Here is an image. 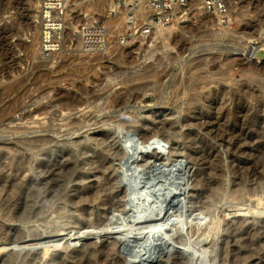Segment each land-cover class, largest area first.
<instances>
[{
    "label": "rangeland",
    "instance_id": "rangeland-1",
    "mask_svg": "<svg viewBox=\"0 0 264 264\" xmlns=\"http://www.w3.org/2000/svg\"><path fill=\"white\" fill-rule=\"evenodd\" d=\"M226 1L230 7L229 13L231 15L229 16L231 17V23L225 37H218V30H216L218 27H215L213 17H207L206 19L205 15L192 10L187 12L188 14H186L181 20H179V16L178 19H176V24L178 23L179 25L182 22L180 24L182 31L180 29L179 32H177L178 30L176 31L175 35L168 41L169 46L167 48L163 46L161 40L155 39L153 35L155 28H152L149 31L150 35L145 37L140 32L141 30L125 27V22L122 16L111 17L110 15L113 5H118L116 0H78L79 6L73 7V12L75 14L71 11L72 18L74 17L73 19L76 20H74L76 23L75 27L77 28L76 32L73 34L74 36L69 44H66L63 51L54 56V59H52V57L51 59H44L40 54H38L39 56L34 54L32 48H26L24 46L26 45L25 37H20L19 39L18 37H11L9 40L10 48L6 46L5 55L0 56V60H2L0 61V84H2L0 86V166H3V168L2 166L0 167V171L4 169V171H2L3 174L0 172V182L5 177H8L7 175L14 177L16 174V177H20V179L23 180L25 179L24 181L29 186H23L22 190L24 191L22 193L21 190V197L19 196L13 205L14 207L12 206L11 211L13 210L15 212L12 211L13 213H10L8 217L9 219L10 216H12L9 219V221L12 220V223L7 222L6 217H0L1 219L3 218L2 220L0 219V224L4 226L3 232H0V264H59L56 261L60 262L62 259L63 260L60 264H63L64 260L65 263H73L76 261H73V256V258H66L68 255L65 254H68V244H70V241L63 236L66 235L67 232H70V230L76 228L77 224H82V227H85L86 225V230H93L92 226L95 227V224L102 219H104L102 221L106 220V223H108L109 227L107 231L112 235L113 240H122V244H116L115 252L110 258L111 260L109 259L111 262H115L114 264H264L260 257V253L256 250L258 245L261 248L264 246L258 243L264 236V183H261L256 175L253 176V179L249 178L245 182L239 183L238 181H235V172L237 170L243 172L247 168H250V166L247 168H244V165L237 167V164L233 162L234 159L231 158V154L226 148L218 149L220 154L223 155L221 167L224 174L221 178L224 189L219 192L220 202L216 205V208H214V213L218 212V214L216 213L214 215V220L210 224L211 229H209L211 231L213 228V230L210 233H207L210 234V236H196L199 239L195 236L192 237L190 229L191 223L187 221L188 211L186 206H188V210H191L194 206V202H197L198 200V203L195 204V208L200 209L201 211L203 210V198L206 195V187H200L198 181L200 180L201 184L205 185L215 179L214 174L216 172H210L209 165L195 166L190 175L189 186H185L184 193L182 192V185L177 186L176 184V171H172L176 170V167L174 169L172 166L166 167V164L160 163L157 165L160 169L155 166L147 173V175L149 174L148 176H143V179L139 173V171H141L140 168L136 167V160H139L141 157L140 144L144 142V137L147 135L159 134V138L165 141L163 143L166 145V148L163 151L161 150L164 152V154H162L164 155V159H166V157L170 159L176 157V150L178 153L184 151L185 143L182 138H180V134H183L188 128L181 127L177 122V120H179V114H177L178 110L176 109V97L180 90L185 87L192 89L193 92H190L188 95L204 92L208 81L219 78L217 76L213 77L212 74H218L222 71L227 73L229 81L247 85V88H252L254 84L250 85V82L249 84H245L246 79H249L250 75L248 76L245 73L244 68L236 65V62H242L245 66L251 64V66L259 69L258 73L261 71V74L263 75L260 74L259 76L257 73L255 81L264 84V58L258 54L261 49L260 45L262 44V41H264V36L259 33L257 34V38H254L255 42H257L255 43L252 41L253 46L251 47V52L255 51V53L247 56L246 46H250V41H248L247 38H243L241 35L242 28L246 26V24L248 26L258 25V15L262 17L260 12L264 11V0ZM35 8L34 0H0V29L5 28V25L13 21L18 22L19 25L23 24L24 21H26L25 19L29 17L30 12ZM96 22L100 25L98 24L97 26H94L93 23ZM22 28L23 27L17 29L22 30ZM179 34L183 37L182 41H177L176 35ZM19 41L24 43L23 46L17 47ZM86 42H89L88 48L85 47ZM17 48H20V50ZM247 62L249 63L248 65ZM191 74L195 75L192 86L190 84L192 81L189 80ZM8 89L9 91H7ZM255 91H258V89ZM118 99L122 100L118 101ZM69 101H71V104ZM138 105H140V107ZM144 107H152L154 111H151V114L146 116V110ZM212 113L217 112L212 111ZM260 114L264 115V109L261 110ZM34 119H37L35 121L36 123H34ZM31 122L32 124H30ZM81 127H84L83 131L85 133L82 130H79ZM254 128L255 129L253 130L255 131L258 128H264V125L261 126V124H259ZM91 129L95 130L92 131ZM156 130L159 132L157 133ZM248 131L249 130H246L247 133H249ZM98 134L102 136L104 135V137L108 136V139L110 138L107 143L101 147L108 157L107 161H104L103 164L101 163V166L106 165L113 167L114 163L118 164L117 162H113V159H110L115 156L113 154H117V151L113 152L115 148L118 147L117 145L120 146L130 138H133L136 141V147L138 149L135 151V154H133L134 157L130 160V163L124 166L125 169L124 167L122 169V171L126 170V172H123L124 174L133 175L132 180L140 183L137 192L134 195L135 201L132 206L133 208L130 207L131 210L129 209V214H127V216L126 214L125 216L122 214V216H124L122 217L120 215L121 213L119 214V211L112 215L105 216L103 214V208L99 206L100 199L97 200L98 203L96 201L75 204L76 201H78L75 200L76 195L82 196L87 194H84V191H87L88 193L93 191L92 193H94L97 191V189H95L96 187L100 189L99 191L105 190L106 193L113 190L109 192L112 194L108 197L112 202V205L114 204L115 206L116 204L115 207L121 206L122 202L125 201L124 199H120L121 196L123 197L121 192L124 189L126 190L124 191L125 197H128L127 188L124 186L123 182H121L122 180L118 183L112 176H109V182L107 180H101V184H96L97 186H95L94 183L97 179H93V177L89 178L92 175L87 171L91 166L90 164L92 161L89 158L90 154L87 153V150L85 151V146L93 143L90 139H93ZM116 136H118V144L113 141L116 139ZM111 138L113 140H111ZM241 142L243 144L242 140ZM257 142L245 144L243 146L247 147L249 145L247 148L256 147L255 151H257L259 146L261 147L263 145L258 144ZM38 145H40V147ZM31 146L35 147L33 148ZM16 147H19L18 151L16 150ZM11 150H13L12 153H10ZM132 151L134 152V150L131 149V152ZM8 152L10 153L9 156H7L9 159L6 158ZM13 152H16L17 155ZM4 153L6 154L4 155ZM246 153L248 155L238 154L236 155V158L241 162L254 159V157H250L248 152ZM11 154H15L14 156H16V159ZM18 154L21 159L26 158L27 156L28 158L24 159L25 161L21 160L19 159L20 157ZM3 156L4 159L2 158ZM10 156H12L13 159ZM71 158H74V161ZM5 159L9 161H6ZM10 161H14L13 163L11 162L13 165L16 162L22 163L28 168V170H31H27L25 172L26 174H23L21 170L19 173H22L23 175L20 174V176L18 173H10L9 168L10 166H13L9 163ZM212 161H215V159H212ZM5 162L8 163V167ZM28 162L31 163L27 164ZM39 162L40 165L43 163L41 165L42 167L38 164ZM57 162L59 164H56ZM112 162L113 165L111 164ZM3 163L5 165H3ZM63 164L67 165L64 166ZM182 165H184V162H182ZM199 165H201V163ZM126 166L128 167L126 168ZM48 167H51V171L47 170ZM42 168H44L43 170L45 172L47 170V173L42 171ZM129 168H131V170L128 171L127 169ZM38 169L40 170V173L38 172ZM53 169L54 171H52ZM71 170H75L73 175H71ZM262 170H258L260 171L258 173L263 174L264 177V169ZM67 171L70 173L69 175ZM12 173L14 175H11ZM195 174L198 175V181H195L197 179L195 178ZM66 175L67 177L65 178ZM61 177L65 179L62 180V178L61 180H56ZM36 179L42 180L38 182ZM150 180L152 182H150ZM47 181L49 183H46ZM63 181L68 182H65V184ZM102 181H107L108 184L107 182L103 183ZM29 183L34 187L38 185V189H35L37 187L31 188ZM259 183L263 185H260ZM102 184L105 186L102 187ZM144 184L147 185L145 186ZM108 185L113 186L108 188ZM174 185L177 186V188ZM197 185L198 187H195ZM45 186L49 188H46ZM43 187L49 192L46 189V192L44 189H41ZM52 187L53 189H51V191L50 188ZM152 187L154 188L152 189ZM172 187L175 192L177 189L182 195L176 194L175 196ZM57 188H62V190H58ZM145 189H152V195L148 198L143 196L139 197V194L141 195L142 193L147 192ZM42 190H44V194L42 193ZM30 191L34 192L31 193ZM55 191L58 192L55 194ZM25 192H27V194H25ZM29 192L32 196L35 194H37V196L35 195L32 200V196L29 195ZM105 192L101 193L102 196L99 195L101 196L100 198L107 195ZM169 192H172V197L170 199L167 198V196L170 195L168 194ZM45 194L47 195L46 197H44ZM58 194H62V196L65 194L67 196L64 195V198H62V196ZM26 195H28V198L24 197ZM54 196L55 198H53ZM112 196L113 198H111ZM40 197H42L41 200H39ZM57 198L59 199L57 200ZM71 198L73 201H71ZM158 198H163V205L161 204L162 207H160ZM183 198H185L184 201L182 200ZM53 199H56V201L53 202ZM44 200H50L52 202H49L48 204ZM113 200H115V202ZM37 201L40 202L41 207L45 209L42 208L43 210L40 209V211H37L39 210L37 208H41L40 204L37 205ZM42 201L44 205L46 203V206H48L46 207L42 205ZM69 201H71V203H69ZM154 201L156 203H154ZM72 202L74 203L72 204ZM118 202L120 205H118ZM34 204L36 207H34ZM76 205H81L83 207L79 209L81 206L77 207ZM157 205L160 208L157 207ZM27 206L29 208H27ZM170 206L173 210L175 207L181 208L182 212L180 215H177V218L175 216L176 214L172 213L173 210L169 209ZM173 206L175 207L173 208ZM32 207L35 209L33 210ZM98 207L100 209H98ZM156 208L157 212L151 216L150 220L142 224H137L138 219L136 217L139 216V214L140 216H145L149 214L151 209ZM21 209L22 211H20ZM25 209H28V211ZM77 209H79L80 213H77L79 212ZM81 209L85 215L81 213ZM95 209H97V211ZM162 209H165L166 212H162ZM216 209L218 211H216ZM44 210L47 212L44 213ZM74 210H77V212ZM95 211L97 213L96 216ZM37 212L38 214H36ZM39 212H43L44 214L41 215L42 213L40 214ZM17 213L22 219L19 218ZM91 213L93 217L96 218H93L92 215H90ZM116 213L118 214L116 215ZM223 213L226 214L222 216ZM20 214H24V216L33 214V217L30 215L29 219L28 216L24 217ZM119 215L121 217H119ZM217 215L219 216L217 217ZM68 216L71 219L67 218ZM87 216L92 217V220H94L93 223H90L92 221H90L91 219H88ZM110 216L112 218H110ZM113 216L115 217V221H117L118 218L120 221L118 220L119 222H115ZM13 217H15V219ZM204 217L205 216L202 217L203 220ZM72 218H76L75 220L77 221ZM83 218L85 222H83ZM109 219L112 220L110 221ZM205 219L208 220L207 217H205ZM86 220L88 222H86ZM95 220H97V222ZM175 220L179 221L181 225L180 230H176L178 228L177 225L176 227L174 226L176 222ZM211 220L212 219L209 218L208 223H210ZM217 220L219 221V224L216 223L218 222ZM235 220L240 221V224H242L234 227L233 223H236ZM13 221L15 223H13ZM224 221H228L229 223H225ZM168 222L174 223L173 226H171L170 232L167 230L169 227ZM220 223H223L224 225L221 226ZM227 223L229 225L226 227L225 224ZM66 224L70 225L67 226ZM112 225H116V228ZM65 226L69 227L68 229H72L68 230ZM224 226L227 230H225ZM228 226L231 228H228ZM216 227L217 229L219 227L218 231ZM57 228H59V231ZM234 229L239 230L240 233L244 230L247 231L248 229H254L250 241H255L253 243L254 247H249L250 250H252V254L246 255V257L244 256L239 261L235 262L231 261L232 259L230 257H226L225 254V251L231 249V242L226 243V241L230 238ZM148 230L153 233L162 231L160 234L162 239L157 238L153 241L156 248L148 254L147 263H135L133 255L138 254L142 249V246L144 245L142 243L145 242V244H147L146 236ZM4 231L9 232H7L6 235V232L4 233ZM60 231L65 232V234ZM116 231H120V233L113 235ZM57 232L60 233L58 234ZM55 234L59 236H56ZM30 236L31 238H29ZM20 237L24 240L23 243L22 240H18V238L21 239ZM36 237L38 239H36ZM120 237H122V239ZM179 237L183 238V243H180L181 241L179 240ZM33 239L34 242L32 241ZM61 240L62 245L56 246V243L61 242ZM243 241L244 240H241L239 245L236 244L232 247H238L237 249L239 250L241 247L243 250ZM63 243L67 247L64 246ZM61 247L66 248L64 250ZM139 247H141L140 250ZM75 250L77 251V248H75ZM242 250L240 252H242ZM260 252H264V250ZM190 259L191 261L188 262Z\"/></svg>",
    "mask_w": 264,
    "mask_h": 264
},
{
    "label": "bare ground",
    "instance_id": "bare-ground-1",
    "mask_svg": "<svg viewBox=\"0 0 264 264\" xmlns=\"http://www.w3.org/2000/svg\"><path fill=\"white\" fill-rule=\"evenodd\" d=\"M259 2V1H258ZM34 3H35V9L32 10L30 12V15L29 17H27L25 20L27 21H24L23 24L19 25L18 22H11L7 25H5L3 29H0V56H4L5 55V51H6V46H9V40L11 39V37H18V39L20 37H25V44L24 45L26 48H32L33 50V53L36 54L37 56H39L38 54H40V34H41V31H40V8L42 6V3H43V0H34ZM203 0H190L188 6H187V9L186 11L187 12H190V11H198L199 13H201L202 15H205L206 16V19L207 17L208 18H211L213 17L214 19V23H215V27H218L216 30H218V37H225L226 36V33L228 31V28H229V25L231 23V17L229 15H231L229 12V6H228V2H227V12L225 15H220V14H217V15H211V14H208L206 13V8L203 9L204 7V4H203ZM69 9H70V20L68 22V34H67V39H66V44L68 45L70 40H72L73 38V34H75L76 32V27H75V22L72 18V15H71V11L73 12V7L74 6H79L78 4V0H70V5H69ZM72 8V9H71ZM232 8V7H231ZM77 12V11H75ZM260 12V11H259ZM233 13V12H232ZM73 14H75L73 12ZM188 14V13H187ZM260 14L262 15V17L259 16V23L258 25L256 26H248L246 24V26H244L242 28V36L243 38H247L249 42V47L246 46L247 48V51L245 49V51L247 52V56L249 54H254L255 51L251 52L252 49L251 47L253 46V42H255L254 38L256 37L257 38V34L259 33L260 35L264 36V11H261ZM210 15V16H209ZM204 16V17H205ZM242 16V15H241ZM76 17V16H75ZM79 17V16H78ZM21 18V17H20ZM22 19V18H21ZM226 19V20H225ZM87 20V19H86ZM76 21V20H75ZM19 22H20V19H19ZM185 22V21H184ZM18 23V25H17ZM182 23V22H181ZM180 23V24H181ZM180 24L178 25V23L176 25H173L171 27H168V28H158V29H155L154 31V37L156 40H161L163 42V46L165 48H167L169 46V40L171 39V37H173L177 32H179L181 30V26ZM78 26V25H77ZM20 27H23L22 30H18L17 28H20ZM184 27V26H183ZM180 29V30H179ZM182 31V30H181ZM235 33V32H234ZM239 33V32H238ZM153 37V36H151ZM176 38H177V41H182L183 40V37L179 34V35H176ZM255 38V39H256ZM22 39V38H21ZM153 39V38H152ZM16 40V39H15ZM21 41V40H20ZM17 44V47H21L23 46L24 43L23 40L22 42H20ZM253 41V42H252ZM75 42V41H74ZM257 42V41H256ZM255 42V43H256ZM16 46V45H15ZM261 46V49L259 50L258 54L259 56L263 57L264 58V41H262V44L260 45ZM16 48V47H15ZM20 50V48H17ZM12 50V49H11ZM14 50V49H13ZM16 50V49H15ZM152 51V50H151ZM150 51V52H151ZM244 51V52H245ZM18 52V50H17ZM51 59V58H50ZM52 59H54L52 57ZM2 61V60H0ZM19 61V60H18ZM249 63L247 62V65ZM236 65H238L239 67H242L245 69V73L249 76L250 75V78L249 79H246V83L245 84H249L250 82V85L251 84H254V86L252 88H247L246 86L247 85H243V84H238V83H235V82H231L228 80L227 78V73L225 71H222L218 74H212L213 77L217 76L219 78L217 79H211L210 81H208L206 83V86H205V91L204 92H201V93H196V94H191V95H188L190 92L192 93L193 90L190 89V88H187L185 87L184 89L180 90L178 93H177V97H176V103H177V106H176V109L178 110V113L179 114V120H177V122L181 125V127H187L188 129L183 132V134H180V138H182V140L184 141L185 143V148H184V151H181L180 153L177 152L176 150V157H173V158H168L166 157V159H164V155H162L164 152H162L165 148H166V145H164L163 142V139L161 140V138H159V134H155V135H147L144 137V142H142L140 145V149H141V152H140V159L136 160L137 163H136V167H139L141 171H139L140 173V176H142L141 178L143 179L145 176L144 175H147V173L149 171H151L155 166L158 168L159 166H157L158 164L162 163V164H166V167H173L175 169L176 167V170H172V171H176V184L177 186L178 185H182V188H183V191L185 193V186H189V180H190V175L192 174V169L196 166H205V165H209V170L210 172H213L215 171L216 173L214 174L215 176V179L205 185H202L200 180L198 181V175L195 174V178H197L195 181H198V184L200 187H206V195L205 197L203 198V210L201 211L200 209H196L195 208V204L198 203V200L197 202H194V206L193 208H191V210H188V206L187 207V211H188V216H187V221H189L191 223V233H192V237L193 236H203V235H209L210 234H207V233H210L212 230L210 231L211 229V226L210 224L213 222V218H214V215L218 212H215L214 213V208H216V205L219 204L220 202V194L219 192L222 191L224 188L222 186V176H223V171H222V167H221V164H222V156L220 154V152L218 151L219 148H226L227 151L231 154V158H233V162H235L237 164V167H239L240 165H244L245 167L244 168H247L248 166H250V168H247L246 170H244L243 172H240L239 170H237L235 172V178L236 180L235 181H238L239 183L241 182H245L247 179L249 178H252L253 179V176H258L257 178L259 179V181L261 183H264V177H263V174L261 173H258L260 171L258 170H262L264 169V128H258L256 129L255 131L253 129H255L254 127L261 124V126L264 125V115H261L260 112L262 109H264V84L260 83L259 81H255V79L257 78V73L259 72L256 67L254 66H251V64L249 66H245V64H242V62H236ZM196 66V65H195ZM193 72V71H191ZM259 76L261 74V71L260 73H258ZM263 75V74H261ZM1 76V74H0ZM194 78H195V75L194 74H191V77H190V81H192L190 84L192 86V83L194 82ZM263 79V78H262ZM2 84H0L1 86ZM9 85V84H8ZM214 85V86H212ZM249 85V86H250ZM7 86V85H6ZM14 86V85H13ZM212 86V87H211ZM3 88V86H2ZM15 88V87H14ZM1 89V88H0ZM12 89V88H11ZM256 89H258V91H255ZM17 90V89H16ZM9 91V89L7 90ZM6 92V91H5ZM13 92V90H12ZM4 93V92H3ZM7 94V93H5ZM10 94V92H9ZM1 95V94H0ZM187 95V96H186ZM9 96V95H7ZM7 96H3V97H7ZM185 97V98H184ZM70 99V98H69ZM73 99V98H72ZM188 99V100H187ZM74 100V99H73ZM122 99H118V101H120ZM65 101V100H64ZM187 101V102H185ZM71 101H69L70 103ZM113 102V101H112ZM67 103V102H66ZM68 103V104H69ZM73 103V102H72ZM185 103V104H184ZM62 104L64 105V103L62 102ZM71 104V103H70ZM116 105V104H115ZM74 106V105H73ZM140 107V105H138ZM152 106V105H151ZM63 107V106H61ZM71 107V106H70ZM66 109V107H65ZM71 109V108H69ZM85 109V108H84ZM140 109V108H139ZM144 109L146 110V116H149L151 114V111L153 112V108H146L144 107ZM176 110V111H177ZM213 112H217V113H212ZM83 115V114H82ZM37 119H34V123H36ZM85 121V120H84ZM33 123V124H34ZM86 123V122H85ZM95 123V122H94ZM32 124V122L30 123ZM40 124V122H39ZM82 124V123H81ZM80 124V125H81ZM38 125V124H37ZM91 125V124H90ZM96 125V124H95ZM95 125H92V126H95ZM84 126V124H83ZM257 128V127H256ZM84 127H81L79 130H82L83 131ZM98 129V128H97ZM92 131H94L95 129H91ZM169 130V129H167ZM171 130V129H170ZM246 130H249L247 133ZM253 130V131H252ZM81 131V132H82ZM157 131V130H156ZM84 132V131H83ZM91 132V131H89ZM159 131H157L158 133ZM79 133V132H78ZM85 133V132H84ZM161 133V132H160ZM92 134V133H91ZM164 135V134H163ZM167 135V134H166ZM76 136V135H75ZM165 136V135H164ZM108 137V136H107ZM107 137H104V135H100L98 134L97 136H95L93 139H90L91 141H93V143H90L88 145L85 146V151L87 150V153L90 154V159L92 161V163L90 164L91 166L89 167L88 171L92 176L89 177V178H96L97 181H95V186H97L96 184H101V180H107L109 182V176H112L113 179L115 181H117L118 183H120L121 181V173L123 172H126L125 171H122L123 167L126 165V164H129L130 163V160L134 157L133 154H135V152H131V154H129L125 149H123L122 145H117L118 147H114V150L113 152H116L117 154H113L115 155L113 158H110V159H113L112 161L113 162H117L118 164L114 163L113 165V162L111 163L113 165V167H110V166H101V163L103 164L104 161H107V154L106 152L103 150V148H101L103 145H105L107 143V141L110 139H108ZM27 138V137H26ZM24 140V138H23ZM111 140H113L111 138ZM118 136H116V139L113 140L115 142H117L118 144ZM131 141V139H129ZM241 140L243 141V144L241 142ZM26 141V140H25ZM258 141V142H257ZM36 142V141H35ZM39 142V141H38ZM44 142V141H43ZM110 142V141H109ZM257 142L258 144H263L261 147L259 146V149L257 151H255V148H247L243 145L245 144H252V143H255ZM155 145V147L157 149H151L152 148V145L153 144ZM23 144V143H22ZM40 144V143H38ZM97 144V145H96ZM242 144V146H241ZM24 145V144H23ZM37 145V144H35ZM42 145V144H41ZM47 145V144H45ZM116 145V144H115ZM114 145V146H115ZM254 145V144H253ZM40 147V145H38ZM136 146V145H135ZM134 146V147H135ZM139 146V145H138ZM168 146V145H167ZM258 146V145H257ZM33 147V146H31ZM35 147V146H34ZM33 147V148H34ZM37 147V146H36ZM38 147V148H39ZM133 147V148H134ZM17 148V147H16ZM19 148V147H18ZM18 148L16 149L18 151ZM37 148V149H38ZM43 148V147H42ZM56 148V147H55ZM84 148V147H83ZM57 149V148H56ZM81 149V147H80ZM131 149H132V146H131ZM138 149V148H137ZM148 149H151V152H148ZM169 149V147H168ZM167 149V150H168ZM224 149V150H226ZM14 150V149H13ZM10 153H12V151ZM53 150V149H52ZM111 150V152H112ZM134 150V149H132ZM162 150V151H161ZM15 151V150H14ZM16 151V152H17ZM82 151V149H81ZM84 151V152H85ZM137 151V150H136ZM158 151V152H157ZM16 152H13L16 154ZM24 152V151H22ZM21 152V153H22ZM112 152V153H113ZM246 152L249 153L250 157H254V159L250 160V161H244V162H241L239 161L237 158H236V155L238 154H247ZM8 152V155H6V158L7 156H9L10 154ZM20 153V154H21ZM26 153V152H25ZM6 153H4L5 155ZM14 154V155H15ZM27 154V153H26ZM25 154V155H26ZM137 154V153H136ZM3 155V154H2ZM12 156H14L13 154H11ZM17 155V154H16ZM248 155V154H247ZM10 156L12 159L13 157ZM18 156L20 157V155L18 154ZM27 156V155H26ZM1 157V156H0ZM18 157V158H19ZM23 157V156H22ZM25 157V156H24ZM112 157V156H111ZM240 157V156H239ZM4 159V156L2 157ZM1 158V159H2ZM14 158L16 159V156H14ZM17 158V159H18ZM28 158V156L26 157ZM26 158H23L21 159V157L19 159L21 160H24ZM168 158V159H167ZM9 159V158H7ZM18 159V160H19ZM72 159V158H71ZM74 159V158H73ZM72 159V160H73ZM212 159H215V161H212ZM6 160V159H5ZM11 160V159H10ZM50 160V159H49ZM48 160V161H49ZM70 160V159H69ZM71 160V161H72ZM6 161H9V160H6ZM25 161V160H24ZM23 161V162H24ZM28 161V160H27ZM74 161V160H73ZM72 161V162H73ZM110 161V160H109ZM4 162V160H3ZM11 162L13 163L14 161H10L9 163L11 164ZM50 162V161H49ZM76 162V161H75ZM182 162H184V165H182ZM6 163V162H5ZM14 163L11 164L13 166H10V173L13 172V173H18V175L20 176L23 175V174H26L25 172L28 170L27 167H25V165H23L22 163ZM31 163V162H30ZM29 162L27 164H30ZM46 163V162H45ZM110 163V162H109ZM201 163V165H199ZM8 163H6V166H7ZM16 164V165H15ZM40 165V162L38 163ZM43 164V163H42ZM41 164V165H42ZM50 164V163H49ZM52 164V163H51ZM56 164H59L58 162ZM55 164V165H56ZM71 164V162H70ZM69 164V165H70ZM76 164V163H75ZM161 164V165H162ZM3 165H5L3 163ZM38 165V166H39ZM40 165V166H41ZM64 165V164H63ZM67 165V164H66ZM64 165V166H66ZM2 166V165H1ZM0 166V167H1ZM28 166V165H27ZM44 166V165H43ZM50 166V165H49ZM95 166V167H94ZM8 167V166H7ZM6 167V168H7ZM29 167V166H28ZM42 167V166H41ZM53 167V166H52ZM61 167V166H59ZM58 167V168H59ZM70 167V166H69ZM67 167V168H69ZM73 167V166H72ZM77 167V166H75ZM128 166H126L127 168ZM182 167V168H181ZM3 168V166H2ZM32 168V167H31ZM51 168V167H50ZM50 168L48 167V171H51ZM56 168V167H55ZM54 168V169H55ZM66 168V169H67ZM74 168V167H73ZM243 168V169H244ZM41 169V168H39ZM38 169V170H39ZM44 168H42V171ZM54 169L52 171H54ZM61 169V168H60ZM125 169V167H124ZM160 169V167H159ZM169 169V168H168ZM1 170V168H0ZM6 170V169H5ZM22 170L23 174L22 173H19L20 171ZM31 169H29L28 171H30ZM46 170V169H45ZM47 170L45 173H47ZM62 170V169H61ZM76 170V169H75ZM75 170H71L72 171V174L73 175L75 172ZM128 171L131 170V168L127 169ZM155 170V169H154ZM158 170V169H157ZM2 171H4V169H2ZM2 171H0L2 173ZM8 171V172H9ZM41 171V172H42ZM56 171V169H55ZM63 171V170H62ZM69 171V170H68ZM67 171V173H68ZM263 171V170H262ZM40 173V170L38 171ZM74 172V173H73ZM121 172V173H120ZM169 172V171H168ZM8 173V174H10ZM11 174V175H14V174ZM44 173V174H45ZM49 173V172H48ZM53 173V172H52ZM51 173V174H52ZM57 173V172H56ZM61 173V172H60ZM64 173V172H63ZM62 173V174H63ZM264 173V172H263ZM3 174V173H2ZM1 174V175H2ZM43 174V172H42ZM55 174V173H53ZM52 174V175H53ZM70 173H68L69 175ZM17 175V176H18ZM35 175V174H34ZM48 175V174H47ZM65 175V174H64ZM88 175V174H87ZM127 175V174H126ZM149 175V174H148ZM147 175V176H148ZM8 177H5L1 182H0V217H3V218H7V222H10L12 223L11 221H9V219L12 217L10 216V218L8 219L10 213H13L15 211H11L12 209V206L15 204L16 200L19 198V196L21 195V190L23 188L24 185H26L25 187H27L28 184H26V182L23 180V179H20V177H16V174L14 177H10V175H7ZM37 176V174H36ZM44 176V175H43ZM46 176V175H45ZM61 176V175H60ZM133 176V175H132ZM131 175H129L130 179L132 180ZM139 176V175H138ZM139 176V177H140ZM144 176V177H143ZM146 176V177H147ZM25 177V176H23ZM21 177V178H23ZM35 177V176H34ZM38 177V176H37ZM40 177V175H39ZM54 177V176H53ZM58 177V175H57ZM67 177V175L65 176V178ZM1 178V176H0ZM3 178V176H2ZM27 178V177H26ZM42 178V177H41ZM63 177H61L60 179H56V180H61ZM65 178H63L62 180H64ZM255 178V177H254ZM28 179V178H27ZM45 179V178H44ZM257 179V180H258ZM30 180V179H29ZM38 180V179H36ZM42 180V179H41ZM41 180H38L41 181ZM68 180V179H67ZM86 180V179H85ZM90 180V179H89ZM88 180V181H89ZM256 180V179H255ZM24 181V183H23ZM32 181V180H31ZM35 181V180H34ZM44 181V180H43ZM53 181V180H52ZM51 181V183H52ZM92 181V180H91ZM107 181H102L103 183L107 182ZM143 181V180H142ZM30 182V181H29ZM37 182V181H36ZM34 182V183H36ZM37 182V184H38ZM58 182V181H57ZM64 183L65 182H68V181H63ZM107 182V184H108ZM113 182V181H112ZM122 182V181H121ZM150 182H152L150 180ZM28 183V182H27ZM45 183V182H44ZM46 183H49L48 181ZM45 183V184H46ZM56 183V182H54ZM53 183V184H54ZM146 183H149V182H146ZM259 183L260 185H263ZM31 185V183H29ZM66 184V183H65ZM88 184V183H87ZM140 184V183H139ZM151 184V183H150ZM153 184V183H152ZM36 185V184H35ZM39 185V184H38ZM37 185V186H38ZM49 185V184H47ZM117 185V184H116ZM145 186L147 184H144ZM154 185V184H153ZM29 186V185H28ZM35 186V187H37ZM42 186V185H40ZM52 186V185H51ZM56 186V185H55ZM85 186V185H84ZM102 187L103 184L101 185ZM110 186H113V185H110ZM108 185V188L110 187ZM119 186V185H118ZM173 186V185H172ZM175 186V185H174ZM177 186H175L177 188ZM34 187L33 185H31V188ZM34 187V188H35ZM46 187V186H45ZM61 187V186H60ZM63 187V186H62ZM94 187V186H93ZM92 187V188H93ZM100 187V186H99ZM101 187V188H102ZM120 187V186H119ZM195 187H198L195 186ZM29 188V187H28ZM46 188H49V187H46ZM45 188V189H46ZM87 188V187H86ZM107 188V187H106ZM124 188V187H123ZM127 188V187H126ZM145 188V187H143ZM154 187H152L153 189ZM25 189V188H24ZM35 189H38L35 188ZM41 189H44L41 188ZM44 189V190H45ZM53 189L50 188V190ZM58 189V188H57ZM56 189V190H57ZM97 189V191H95L94 193H88L87 191H84V194L85 195H82V196H79V195H76V199L75 200H78L76 201L75 204H81V203H91V202H96L97 200L100 201L99 203V206L103 208V214L106 216H109V215H112L114 214L115 212L119 211V214L122 216V214L125 216H127V214H129V209L130 207H128L127 205V202H126V198L125 197V192L126 191L125 189L121 192V194L123 195V197L121 196L120 199H124L125 201L122 202V205L121 206H114V204L112 205L109 197L111 196L110 194L112 193H109L111 191H109L108 193L105 192V190L103 191H99L100 189L99 188H95ZM104 189V188H103ZM114 189V188H113ZM120 189V188H119ZM118 189V190H119ZM152 189H149V190H146L147 192H149L150 190V194H152ZM174 188L172 187V190ZM29 190V189H28ZM27 190V192H28ZM30 190H33V189H30ZM42 190V193L43 191ZM47 190V189H46ZM45 190V192H46ZM58 190H62L61 189H58ZM84 190V188H83ZM87 190V189H86ZM91 190V189H90ZM107 190V189H106ZM117 190V189H116ZM115 190V191H116ZM171 190V188H170ZM24 190H22V193H23ZM39 191V190H38ZM48 191V190H47ZM52 191V190H51ZM121 191V190H120ZM174 191V190H173ZM27 192H25V194H27ZM31 193L34 192V191H30ZM29 192V195H31ZM41 192V190H40ZM49 192V191H48ZM56 192L58 191H55V194ZM61 192V191H60ZM64 192V191H63ZM62 192V193H63ZM105 192L107 195L100 198L102 195L101 193ZM143 192V191H142ZM152 192V193H151ZM36 193V192H35ZM34 193V194H35ZM79 193V192H78ZM146 193V192H144ZM172 193V192H171ZM170 192L168 194H171ZM44 194V193H43ZM48 194V193H47ZM82 194V193H81ZM114 194V193H113ZM117 194V193H116ZM115 194V195H116ZM176 194L178 195H182L180 194V192L177 191L176 189V192L174 191V195L176 196ZM24 195V194H23ZM37 196V194H35ZM35 195H31V199L35 196ZM52 195V194H51ZM60 196H62V194H58ZM65 195V194H64ZM63 195V196H64ZM101 195V196H99ZM104 195V194H103ZM118 195V194H117ZM41 196V195H40ZM43 196V195H42ZM47 195L45 194L44 197H46ZM49 196V195H48ZM57 196V195H55ZM55 196L53 198H55ZM62 196V198H64ZM67 196V195H65ZM109 196V197H108ZM128 196V195H127ZM184 196V194H183ZM21 197V196H20ZM26 198H28V195L24 196ZM51 197V196H50ZM59 197V196H57ZM71 197V196H70ZM69 197V198H70ZM75 197V196H73ZM120 197V196H118ZM117 197V198H118ZM157 197V196H156ZM36 198V197H35ZM42 197H40L39 200H41ZM68 198V197H67ZM113 198V196L111 197ZM116 198V199H117ZM148 198V197H147ZM178 198V197H177ZM21 199V198H20ZM19 199V200H20ZM25 199V198H23ZM30 199V198H29ZM37 199V198H36ZM35 199V200H36ZM59 198H57L58 200ZM152 199H153V196H152ZM27 200V199H26ZM33 200V199H32ZM43 200V199H42ZM60 200H61V197H60ZM64 200V199H62ZM70 200V199H68ZM148 200V199H147ZM151 200V198H150ZM149 200V202H150ZM183 201L185 200V198L182 199ZM21 201V200H20ZM23 201V200H22ZM25 201V200H24ZM46 201V200H44ZM53 202L56 201V199H53L52 200ZM52 201H46L48 204L49 202H52ZM66 201V200H65ZM71 201L72 198H71ZM71 201H69V203H71ZM115 202V200H113ZM118 201V200H117ZM32 202V201H31ZM38 202V201H37ZM120 202V201H119ZM118 202V203H119ZM152 202V201H151ZM158 202L160 203V207H162V202H163V198H158ZM19 203V202H18ZM23 203V202H22ZM27 203V202H26ZM25 203V204H26ZM34 203V202H32ZM43 203V201H42ZM68 203V202H67ZM74 202H72L73 204ZM98 203V201H97ZM154 203H156L154 201ZM158 203V204H159ZM40 202L37 203V205H39ZM53 204V203H52ZM71 204V205H72ZM96 204V203H95ZM162 204V205H161ZM27 205V204H26ZM29 205V203H28ZM32 205V204H31ZM30 205V206H31ZM35 205V204H34ZM44 205V203L42 204ZM92 205V204H91ZM120 205V203L118 204ZM156 205V204H155ZM16 206V205H15ZM18 206V204H17ZM33 206V205H32ZM46 206V203L45 205ZM48 206V205H47ZM46 206V207H47ZM73 206V205H72ZM77 207L81 206V205H76ZM14 207V206H13ZM22 207V206H21ZM25 207V206H24ZM36 207V205L34 206ZM34 207L33 210L35 209ZM39 207V206H38ZM40 207H41V204H40ZM75 207V205H74ZM83 206L79 207L82 208ZM85 207V206H84ZM136 207V206H134ZM155 207V206H154ZM157 207H159L157 205ZM159 207V208H160ZM175 206H173L174 208ZM19 208V207H18ZM27 208H29L27 206ZM43 207L41 208H37L39 210L37 211H40V209H42ZM94 208V207H92ZM97 208V206H96ZM133 208V207H131ZM15 209V208H14ZM45 209V208H43ZM42 209V210H43ZM79 209H77L79 211ZM90 209V208H89ZM98 209H100L98 207ZM157 209V208H156ZM170 210H173L172 207L170 206L169 208ZM26 210V209H25ZM24 210V211H25ZM30 210V209H29ZM47 210V209H46ZM77 210H74L77 212ZM86 210L88 211V209L86 208ZM94 210V209H93ZM92 210V211H93ZM97 211V209H95ZM102 210V209H101ZM131 210V209H130ZM163 210V209H162ZM167 210V209H166ZM246 210V209H245ZM17 211V210H16ZM22 211V209L20 210ZM28 211V209L26 210ZM45 211V210H44ZM85 211V210H83ZM95 211V213H96ZM133 211V209H132ZM186 211V210H185ZM186 211V212H187ZM190 211V213H189ZM216 211H218L216 209ZM35 212V211H34ZM47 211H45L44 213H46ZM91 212V211H89ZM162 212H166L165 209L162 211ZM168 212V210H167ZM182 212L181 208L179 207H175L173 212L174 214H176V218H177V215H180ZM224 212V210H223ZM20 213V212H19ZM31 213V212H30ZM41 215H43L44 213L43 212H39ZM73 213V212H72ZM77 213H80L77 212ZM81 213L82 212V209H81ZM28 214V213H26ZM38 214V212L36 213ZM35 214V215H36ZM39 214V215H40ZM76 214V213H75ZM84 214V213H83ZM82 214V215H83ZM118 213H116L117 215ZM143 214V213H142ZM173 214V215H174ZM226 213H223V215H225ZM259 214V213H258ZM13 215V214H12ZM15 215V214H14ZM18 215V213H17ZM22 215V214H20ZM30 215H32L33 217V214H29V215H26L24 216V214L22 216L24 217H27L30 219ZM85 215V214H84ZM83 215V216H84ZM92 215V213L90 214ZM97 215V213L95 214V216ZM103 215V216H104ZM119 215V217H121ZM144 215V214H143ZM166 215V213H165ZM171 215V214H170ZM207 217V219L211 220L210 223H208L209 221L205 219L204 217V220H203V216ZM19 216V215H18ZM71 216V215H70ZM73 216V215H72ZM82 216V217H83ZM104 216V217H105ZM122 216V217H124ZM140 216V214H139ZM219 215H217L218 217ZM234 216V215H233ZM23 217V218H24ZM77 217V215H76ZM88 217V216H87ZM90 217V218H89ZM88 219H91L90 223H93L94 220H92V217L89 216ZM102 217V215H101ZM227 217V216H226ZM2 218V219H3ZM15 219V217H13ZM20 218V216H19ZM69 218V216L67 217ZM86 218V216H85ZM93 218H96V217H93ZM100 218V217H99ZM110 218H112L110 216ZM114 216H113V220H114ZM236 218V217H235ZM234 218V219H235ZM1 219V218H0ZM1 219V220H2ZM22 219V217L20 218ZM71 219V218H69ZM73 219V218H72ZM76 219V218H75ZM73 219V220H75ZM78 219V217H77ZM106 219V218H105ZM221 219V218H220ZM241 219V218H240ZM19 220V219H18ZM16 220V221H18ZM99 220V219H97ZM97 220H95L97 222ZM104 220V219H102ZM100 220L99 222H97L95 224V227H93V230H86V225L85 227H82V224L81 225H78L77 223V226L76 228L70 230L68 229L69 227H66L68 230H70V232H67L66 235H64L63 237H66L68 238L67 240L70 241V244H68V254H65V255H68L66 256V258L68 257H72L73 258V263H65V260L63 261V264H114L115 262H111L110 258L112 257L113 253L115 252V248H116V244L119 243L122 244V240H113V237L111 234L108 233V223H106V220L105 221H102ZM110 220V219H109ZM112 220V219H111ZM110 220V221H111ZM117 220V219H116ZM118 220L120 221V219L118 218ZM115 221V222H119V221ZM216 220V219H215ZM219 220V219H218ZM217 220V221H218ZM222 220V219H221ZM220 220V222H221ZM233 220V219H232ZM243 220V218H242ZM247 220V219H246ZM22 221V220H20ZM77 221V220H75ZM74 221V222H75ZM81 221V220H80ZM176 221V220H175ZM3 222V221H1ZM68 222V221H67ZM79 222V221H78ZM83 222L84 221V218H83ZM86 222H88L86 220ZM223 222V221H222ZM225 223L228 222V221H224ZM236 223H233L234 224V227H237L239 224H240V221H236ZM13 223H15L13 221ZM73 223V222H72ZM177 223V224H176ZM217 224H219V221L216 222ZM229 223V222H228ZM225 224L226 227L227 225L229 224ZM8 224V223H6ZM86 224V223H85ZM118 224V223H117ZM187 224V223H186ZM221 226L224 225L223 223H220ZM242 224V223H241ZM240 224V225H241ZM67 226L70 225V224H66ZM73 225V224H72ZM90 225V224H89ZM88 225V226H89ZM120 225V224H119ZM177 225V228L176 230H180V223L179 221H176L174 226L176 227ZM231 225V224H230ZM74 226V225H73ZM91 226V225H90ZM114 226V225H112ZM116 226V225H115ZM114 226V227H115ZM173 226V225H172ZM214 226H215V223H214ZM217 226V225H216ZM253 226V225H252ZM3 225L0 224V232H3ZM75 227V226H74ZM112 227V228H114ZM119 227V226H117ZM185 227V226H184ZM183 227V228H184ZM188 227V226H187ZM186 227V228H187ZM213 227V226H212ZM232 227V228H234ZM240 227V226H239ZM11 228V227H10ZM61 228V227H59ZM57 228V230L59 229ZM116 228V227H115ZM174 228V227H173ZM210 228V229H209ZM225 228V226H224ZM228 228H231L228 226ZM252 228V227H251ZM64 229V228H63ZM89 229V228H88ZM151 229H154V228H151ZM174 229V230H175ZM217 229V227H216ZM219 229V227H218ZM217 229V231H218ZM221 229V228H220ZM18 230V229H17ZM20 230V229H19ZM23 230V229H22ZM56 230V229H55ZM56 230V231H57ZM113 230V229H112ZM116 230V229H115ZM173 230V231H174ZM225 230H227V228H225ZM230 230V229H229ZM10 231V230H9ZM9 231H4V233L6 232V235H7V232ZM55 231V232H56ZM59 231V230H58ZM222 231V230H221ZM245 231V230H244ZM242 231L241 233L239 232V230L237 229H234L233 230V233L232 235L230 236V238L226 241V243H229L231 242V249L230 250H227L225 251V254H226V257H230L233 261H239L241 258H243L244 256L246 257V255H250L252 254V250H250L251 246H253L254 242L253 241H250V238L251 237V234L252 232L254 231V229H248L247 231ZM23 232V231H22ZM62 232V231H60ZM60 232H57L58 234ZM24 233V232H23ZM22 233V234H23ZM65 234V232H62ZM116 233H120V231H116L114 234ZM19 234L21 235V233L19 232ZM229 234V233H228ZM2 235V234H1ZM4 235V236H6ZM24 235V234H23ZM56 235V234H55ZM62 235V234H61ZM213 235V234H212ZM230 235V234H229ZM19 236V235H18ZM22 236V235H21ZM32 236V235H31ZM31 236L29 238H31ZM54 236V235H53ZM56 236H59V235H56ZM117 236V235H116ZM62 237V236H61ZM115 237V236H114ZM196 237V238H197ZM205 237V236H204ZM203 237V238H204ZM226 237V236H225ZM228 237V236H227ZM3 238V237H2ZM21 238V237H20ZM33 238V237H32ZM35 238V237H34ZM60 238V237H59ZM116 238V237H115ZM122 239V237H120ZM207 238H210V237H207ZM206 238V239H207ZM36 239H38L36 237ZM35 239V240H36ZM178 239V238H177ZM199 239V238H197ZM196 239V240H197ZM225 239V238H224ZM227 239V238H226ZM18 240H22L18 238ZM31 240V239H30ZM179 240L181 241L180 243H183V238L182 237H179ZM241 240H244L242 243V248L243 250L241 249L240 247V250L237 249V248H233L232 246L240 243ZM253 240V239H252ZM34 242V239L32 240ZM178 241V240H177ZM183 241V242H182ZM205 241V240H204ZM209 241V240H208ZM24 242V240H22V243ZM147 243V242H146ZM175 243V242H174ZM178 243V242H176ZM179 243V244H180ZM260 243L262 246L264 245V236L262 237V239L260 240ZM52 244V243H51ZM65 244H66V241H65ZM64 243L63 245L66 246ZM144 244L142 246V249L140 250L141 247H139V252L138 254L133 258L135 259L138 255V257L140 259H142V257H145V255H148V253H150V251H148V247H147V244L142 243ZM55 245V243H54ZM59 245L61 246L62 245V240L61 242H58L56 243V246ZM241 245V244H240ZM258 245V244H257ZM67 247V246H66ZM66 247H61L62 249L65 250ZM250 247V248H249ZM254 247V246H253ZM256 247V246H255ZM47 249H49L48 247H46ZM67 248V249H68ZM75 248H77V251L75 250ZM249 248V249H248ZM264 248V246L262 247ZM261 247H259V245L256 247V250L260 253V257L262 259V262H264V252H260V251H263L264 249H262ZM67 249H66V253H67ZM242 250V252H240ZM45 252V251H44ZM142 253V254H140ZM78 258V259H76ZM229 258V259H230ZM62 259V258H61ZM110 259V260H109ZM189 259V258H188ZM260 259V258H259ZM55 260V258H54ZM60 260V259H59ZM63 260V259H62ZM60 260V262L62 261ZM71 260V259H70ZM53 261V260H52ZM69 261V260H68ZM72 261V260H71ZM187 261V260H185ZM191 259L188 261L190 262ZM260 261V260H259ZM57 263L60 264V262L56 261ZM140 263V262H138ZM142 263V262H141ZM30 264V263H29ZM62 264V263H61ZM188 264V263H187ZM259 264V263H258ZM262 264V263H261Z\"/></svg>",
    "mask_w": 264,
    "mask_h": 264
},
{
    "label": "built area",
    "instance_id": "built-area-1",
    "mask_svg": "<svg viewBox=\"0 0 264 264\" xmlns=\"http://www.w3.org/2000/svg\"><path fill=\"white\" fill-rule=\"evenodd\" d=\"M111 17L122 16L125 27L141 30L145 36L153 28H168L176 25L187 14L190 0H116ZM206 13L225 15L226 0H203ZM70 0H43L40 8V55L49 59L63 51L70 20ZM99 23H93L97 26ZM100 25V24H99ZM101 42V41H100ZM86 48L89 42H86Z\"/></svg>",
    "mask_w": 264,
    "mask_h": 264
},
{
    "label": "water",
    "instance_id": "water-1",
    "mask_svg": "<svg viewBox=\"0 0 264 264\" xmlns=\"http://www.w3.org/2000/svg\"><path fill=\"white\" fill-rule=\"evenodd\" d=\"M130 140H127L125 142H123L122 147L123 149H125L129 154L131 153V146H132V149L133 147L136 145V141L133 139V138H130ZM153 144V143H152ZM151 149H157L155 147V145L153 144L152 145V148ZM151 149H148V152H151ZM137 150V147L135 146L134 148V152ZM158 152V151H157ZM164 154V153H163ZM128 177V178H127ZM121 180L124 184V186L127 187V192H128V197L126 199V202H127V205L128 207H132L133 204H134V201H135V194L137 192V189H138V185L139 183L135 180H131L129 178V175H126L124 173H121ZM127 180V181H126ZM152 194H150V191L149 192H146V193H142L141 195L139 194L138 196H143V197H149L151 196ZM172 197V194H170L169 196H167L168 199H170ZM172 202V201H171ZM151 212V213H150ZM157 212V209H151L149 211V214L145 215V216H137L136 218L138 219L137 221V224H142L148 220H150L151 216L155 213L156 214ZM174 223H170L168 222V225L169 227L167 228V230L170 232L171 231V226L173 225ZM162 233V231H157L156 233H153L151 232L150 230H148V233H147V236H146V242H147V247H148V251L152 252L155 248H156V245L153 244V241L156 240L157 238L159 239H162V236L160 235ZM142 254V253H140ZM149 254V253H148ZM137 254L133 255L134 257L136 256ZM139 256V255H138ZM136 257L134 260L135 263H138V262H145L147 263L148 262V255H145V257H142V259H140L139 257Z\"/></svg>",
    "mask_w": 264,
    "mask_h": 264
}]
</instances>
